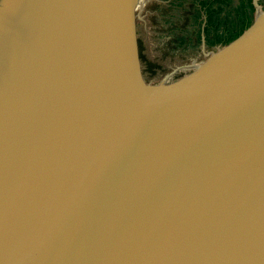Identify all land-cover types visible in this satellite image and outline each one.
<instances>
[{"label":"water","instance_id":"1","mask_svg":"<svg viewBox=\"0 0 264 264\" xmlns=\"http://www.w3.org/2000/svg\"><path fill=\"white\" fill-rule=\"evenodd\" d=\"M258 1L0 0V264H264Z\"/></svg>","mask_w":264,"mask_h":264},{"label":"trees","instance_id":"2","mask_svg":"<svg viewBox=\"0 0 264 264\" xmlns=\"http://www.w3.org/2000/svg\"><path fill=\"white\" fill-rule=\"evenodd\" d=\"M201 3L209 18V25L204 30L207 44L239 47L256 34L258 20L254 0H242L236 8L231 7L233 0H201ZM259 5L263 6L262 0ZM233 11H236V17L233 16ZM224 12H226L225 17L221 15ZM194 16L197 23L198 15ZM198 37L199 40L202 39L201 31ZM178 39L180 45L187 44L186 37L180 35Z\"/></svg>","mask_w":264,"mask_h":264},{"label":"flooded vegetation","instance_id":"3","mask_svg":"<svg viewBox=\"0 0 264 264\" xmlns=\"http://www.w3.org/2000/svg\"><path fill=\"white\" fill-rule=\"evenodd\" d=\"M263 1V4H264V0H262ZM259 2V1H258ZM254 3H255V5H256V2H255V0H254ZM259 4V3H258ZM260 6V5H259ZM257 7V6H256ZM261 10L264 12V6H262L261 7ZM197 13V12H196ZM193 24H196V28L192 31V34H193V36H192V40H189V38L187 37L186 38V40H187V46L188 45H190V44H193L194 43V41L196 40V39H198V34H199V31H198V28H197V26H198V22L196 23V22H194ZM187 30H188V28H186ZM206 29V28H205ZM204 29V30H205ZM205 34V33H204ZM204 34H203V36H202V38H205V41H206V35L204 36ZM206 43H207V41H206ZM209 45V44H208Z\"/></svg>","mask_w":264,"mask_h":264}]
</instances>
